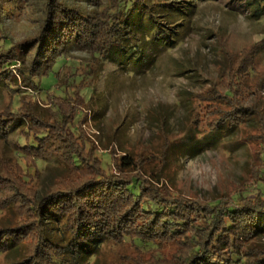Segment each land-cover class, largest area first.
Here are the masks:
<instances>
[{
	"label": "trees",
	"instance_id": "obj_1",
	"mask_svg": "<svg viewBox=\"0 0 264 264\" xmlns=\"http://www.w3.org/2000/svg\"><path fill=\"white\" fill-rule=\"evenodd\" d=\"M16 1L0 0V86L12 96L9 107L0 111V140L19 136L17 163L0 171V209L14 208L21 217L15 226H0V256L17 253L6 264H93L105 242L126 239L142 253L148 248L146 264H264V183L253 197L246 191L200 201L161 190L138 173L128 175L138 165L129 154L115 160V171L108 169L90 138L83 137L82 119L75 131L70 129L78 112L74 101L88 82L73 84L72 96L48 98V120L36 112L37 99L34 105L26 100L16 105L22 100L19 77L24 86L41 93L44 81L59 76L76 51L96 57L103 52L104 61L122 65L134 60L129 66L151 58L150 50L170 51L180 43L173 12L185 0H44L33 12L39 31L15 43L3 23L22 9ZM249 3L257 15H264V0ZM240 71H230L231 87L237 88ZM235 109L242 113V106ZM53 155L68 173L40 195L19 159L37 163ZM168 244L175 247L169 258L157 252Z\"/></svg>",
	"mask_w": 264,
	"mask_h": 264
},
{
	"label": "rangeland",
	"instance_id": "obj_2",
	"mask_svg": "<svg viewBox=\"0 0 264 264\" xmlns=\"http://www.w3.org/2000/svg\"><path fill=\"white\" fill-rule=\"evenodd\" d=\"M14 3L22 9L3 25L16 43L39 31V17L33 12L44 0ZM173 14L180 43L170 51L150 50L151 58L137 66H129L134 60L123 65L104 61L103 52L96 57L94 52L76 51L59 76L44 81L41 93L24 86L19 77L22 100L16 105L25 100L34 105L37 99L36 112L48 120V98L72 96L73 84L88 82L74 101L78 112L70 129L75 131L82 119L83 137L90 138L108 169L115 171V160L129 154L138 165L128 175L138 173L168 193L212 202L246 191L253 197L264 183V15H257L249 0H185ZM2 39L0 32V51ZM121 56L116 55L118 60ZM238 68L234 88L228 75ZM230 88L233 96L228 98ZM11 99L9 90L0 86V111ZM236 105L242 106V113ZM18 137L0 140V171L17 163ZM201 141L205 145L197 146ZM18 165L40 195L68 173L56 155L37 163L19 159ZM20 218L14 208L0 209V226H15ZM163 246L157 252L171 257L175 247ZM146 249L142 253L130 239L110 240L93 264H146L151 258ZM15 255H1L0 264Z\"/></svg>",
	"mask_w": 264,
	"mask_h": 264
}]
</instances>
